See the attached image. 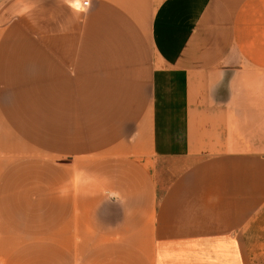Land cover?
I'll use <instances>...</instances> for the list:
<instances>
[{"label": "crops", "instance_id": "obj_1", "mask_svg": "<svg viewBox=\"0 0 264 264\" xmlns=\"http://www.w3.org/2000/svg\"><path fill=\"white\" fill-rule=\"evenodd\" d=\"M0 264H264V0H0Z\"/></svg>", "mask_w": 264, "mask_h": 264}, {"label": "built area", "instance_id": "obj_2", "mask_svg": "<svg viewBox=\"0 0 264 264\" xmlns=\"http://www.w3.org/2000/svg\"><path fill=\"white\" fill-rule=\"evenodd\" d=\"M86 4H87V1H84V2H83V5H86Z\"/></svg>", "mask_w": 264, "mask_h": 264}, {"label": "snow or ice", "instance_id": "obj_3", "mask_svg": "<svg viewBox=\"0 0 264 264\" xmlns=\"http://www.w3.org/2000/svg\"><path fill=\"white\" fill-rule=\"evenodd\" d=\"M77 7H79V5H77Z\"/></svg>", "mask_w": 264, "mask_h": 264}]
</instances>
